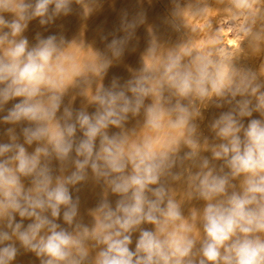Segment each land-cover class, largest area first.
<instances>
[{"label":"clouds","instance_id":"1","mask_svg":"<svg viewBox=\"0 0 264 264\" xmlns=\"http://www.w3.org/2000/svg\"><path fill=\"white\" fill-rule=\"evenodd\" d=\"M221 3L227 14L222 24L236 48L225 46V27L213 29L210 21L203 39L161 57L153 43L152 62L123 85L113 77L110 87H99L90 114L71 101L65 105L64 98L89 74L105 75L112 59L102 53L82 63L65 50L63 36L37 33L34 45L24 36L33 19L43 26L67 16L72 0H0V113L16 101L0 116L12 125L6 130L10 142L0 143V264H13L21 249L39 264H264V81L235 63L242 44L253 53L264 49V0ZM207 13L201 8L194 14ZM144 22V12L130 21L124 12L117 29L124 36L113 35L106 45L111 57L124 54ZM208 101L217 108L231 105L211 124L221 141L211 146L212 160L223 161L219 170L200 156L196 119ZM130 117H142V135L126 131ZM110 128L120 131L110 134ZM34 143L29 153L25 145ZM53 159L61 170L69 163L75 170L54 176ZM193 167L199 170L193 173ZM89 169L120 197L114 210L107 199L99 203L91 228L76 222L79 197L70 192L88 179ZM168 178H183L187 195L206 202L200 228L197 213L183 215ZM62 208L71 230L57 222ZM24 219L33 222L25 227Z\"/></svg>","mask_w":264,"mask_h":264},{"label":"rangeland","instance_id":"2","mask_svg":"<svg viewBox=\"0 0 264 264\" xmlns=\"http://www.w3.org/2000/svg\"><path fill=\"white\" fill-rule=\"evenodd\" d=\"M172 1L173 0H150L149 2H147V0H72V11L67 16L61 15L60 17L56 18L51 24L43 26L39 24V18L33 19L29 22L28 29L25 31L24 36L28 38L30 45H34L36 43L35 37L37 33H40L44 38L49 35H57L58 37L63 36L66 41L65 50L70 54H75L82 63H86L94 56L102 53H106L112 59V64L105 75L93 76L89 74L86 78L80 81L77 87L71 89L64 98L65 105H67L71 101V105L74 109L79 110L83 108L91 114L95 111V105L91 102V95H94L99 87H110L113 77L118 78L119 83L123 85L127 80L133 78L136 74H138V71H133V69L136 68L135 64L140 60L139 57H141V54L143 52L142 48L144 44V46H147V44L152 46L153 43L156 44L157 42L156 46L158 47L161 44L160 34L164 32L167 33L168 39L172 38L171 31L173 27L171 28L170 26H173V24L172 21H168L171 20V17L167 13V10L164 8L165 6H167V4L169 5L170 3H172ZM164 2H166L167 4L165 3L164 5ZM142 3H144V5ZM124 12L128 13L129 21L133 16L138 15L140 12H144L145 22L141 25H138L137 29L135 30L133 39L127 45V50L125 49L126 53L124 52V54L120 58H113L111 57V53L108 51L106 45L111 42V40L113 39V35H115V37L117 38L118 36H124V32L122 30L116 31L119 26L121 27V20ZM6 17L10 18V14H6ZM164 22L167 27H165ZM152 26H154V28ZM102 36H107L108 39L102 40ZM178 37V39L181 40V36L178 35ZM149 41H151L152 44ZM131 46L132 48H130ZM136 52H138L137 55ZM130 62L133 64V66H131L132 64ZM129 64L130 66L127 67V65ZM121 67L123 69H121ZM259 72L260 71L257 70L258 77L261 76L259 80L264 81V75H259ZM15 102L16 101L9 102V104L6 106L5 112L0 113V116L6 115L7 108H10ZM151 102V98L146 100V103ZM230 108L231 106L223 109V107L217 108L214 107V105H211L209 107V111L215 113L218 119L224 111L228 112ZM255 118H259L258 113H255ZM248 119L249 118L245 120V125L247 124ZM214 120H212L211 124ZM9 127H12V125L0 122V143L10 142L9 136L7 135L6 131ZM133 129L138 136L142 135V117H130L129 122L126 125V131L131 133V130ZM119 131L120 129L110 128L109 133L112 134ZM17 132L19 133V127H17ZM81 136L82 133L78 131L77 137ZM20 142L23 143L22 138ZM220 142L221 141L215 136V132L212 130V132H210L205 138H203V149L200 151V156L209 158V160L212 164L215 165L217 170H219L220 166L215 164V160H212L211 146ZM36 146L37 145L35 143L31 146L25 145L29 153L33 152ZM182 154L183 153H181V155ZM72 155L75 156V153H73ZM50 167L53 170V175L57 177L69 175L72 171L75 170L74 165H72L71 163L66 165L64 169L61 170L60 163L54 159L51 161ZM191 170L193 173H195L199 169L197 167H193ZM173 171H180V169H174ZM224 171L227 172L228 169L225 168ZM23 182L25 184V188L31 187V182L29 179H24ZM174 182L180 181H173L171 180V178H168V187L172 190L176 198V196L178 195L177 191L176 189L172 188ZM233 183H235L239 188L241 178L235 179ZM76 189H79V191H77ZM186 189L187 190H185V194L183 196L181 204L182 213L186 218H190L193 212L197 213V219L196 221H194V223L196 224L197 228H200L199 214L202 213L203 207L205 206L206 202L195 197L190 198L187 195L189 191L187 183ZM70 192L73 195V199H75L77 196L79 197V208L76 222H79L82 225H86L89 228L94 226L95 218L93 212L102 200L107 199L114 210L117 200L120 199L117 194L111 193L110 189H108L103 179L97 182L90 169L88 179L80 182L74 187L70 186ZM45 215H48L49 218H51L50 212L45 213ZM21 219L22 218L19 217L18 214L15 216V222H20ZM32 222L33 221L31 219H24L23 221L25 227ZM57 222L61 224L62 227L71 230V227L63 221V208L61 209V217ZM142 227L147 229L154 228L153 225L147 224L143 225ZM194 234H197L195 229ZM138 235V232H135L132 235L133 243L130 245V249L133 251L135 250V242L138 238ZM197 238H203L202 230L198 234ZM197 247H199V240L197 243ZM91 254L94 256L95 252H92ZM13 264H39V260L33 253H25L23 249H21L20 254L17 256V259L13 262Z\"/></svg>","mask_w":264,"mask_h":264},{"label":"bare ground","instance_id":"3","mask_svg":"<svg viewBox=\"0 0 264 264\" xmlns=\"http://www.w3.org/2000/svg\"><path fill=\"white\" fill-rule=\"evenodd\" d=\"M149 1L147 0V2H149ZM160 3H162V2H160ZM165 3L166 2H164L163 4L165 5ZM142 4L144 5V3H142ZM142 4H140V5H142ZM163 4H162V6H163ZM170 4H172V5H170ZM170 4L169 5L167 4V6H165L164 8L167 10V13L171 17V20H168V21L169 22L172 21V24H173V26H170L171 28L173 27V29L171 31L172 38L168 39L167 38L168 35L165 32L160 34L161 44L157 47V49H158V51L156 53L157 57L163 56L169 50L176 48L178 45H182V44L187 43L189 41H192L194 43V42H197V41L203 39L206 32L208 31V29L206 27V23L208 21H210L212 23L213 29L225 27L222 24V21L224 20V18L226 17L227 14L224 11L225 4L221 3V0H173L172 3H170ZM140 8H142V7H140ZM201 8H207L208 9L207 15L201 16V15H195L194 14L196 11H198ZM165 16H166V14H165ZM166 21H167V19H166ZM149 24H150V22H149ZM164 24H165V22H164ZM152 27L154 28V26H152ZM165 27H167L166 24H165ZM118 28H120V26ZM148 30H151V29H148ZM116 31H114V32H116ZM168 32H170V31H168ZM178 35L181 36V40L178 39L179 38ZM222 35H223V40H224L225 46L229 45V46H232L234 48L237 47L238 42L232 38L231 34L226 30V27H225V31L222 33ZM118 38H119V36H118ZM146 39H147V37H146ZM149 42H151V41H149ZM151 44H152V42H151ZM156 44H157V42H156ZM144 45H143V48L141 47L143 52L141 54V57H139L140 60L138 61V63L135 64L136 68H134L135 70L133 69V71H138V72L141 71L148 63H151L153 60V58L149 55V49L152 46L148 45V44H147V46H144ZM242 47H243V51L239 52V54L235 60L236 66L237 67H243V68H251L254 71H257V70L260 71L261 64H264V49H262V51L260 53H253L252 50L250 48H248L246 45L242 44ZM128 48H129V46H128ZM130 48H132V46ZM126 50H125V53H126ZM137 53L138 52H136V55H137ZM134 55H135V53H134ZM134 55H133V57H134ZM126 56H128V55H126ZM119 61H121V60H119ZM127 61H128V59H127ZM135 62H137V61H135ZM122 65H125V64H122ZM128 66H130V64L127 65V67ZM131 66H133V64ZM121 69H123V68L121 67ZM129 74H131V73H129ZM258 78H261V76ZM215 99L216 98H213V100H215ZM237 99H240V97H237ZM253 103H255V99H253ZM211 105H214V107H215V104L212 101H208L207 106L201 105L200 107H201L202 119L201 118L196 119V123L198 124V132L200 134V143L202 145L200 151L203 149V138H205L210 132H212L211 125H210L212 120L217 119L215 113H213L212 111H209V107ZM228 106H231V105L225 104L223 106V109L228 108ZM223 113H225V111ZM253 117L255 118V113L253 114ZM246 119L247 118H244V122H246L245 121ZM182 150L187 151L186 148H184ZM187 163L188 162H186V164ZM215 164L218 166H221L223 164V161L222 160H215ZM172 188L176 189L177 194H178L175 199L180 201L182 204V199H183V196L185 194V190H187L185 180L182 178L180 180V182H174V184L172 185Z\"/></svg>","mask_w":264,"mask_h":264}]
</instances>
